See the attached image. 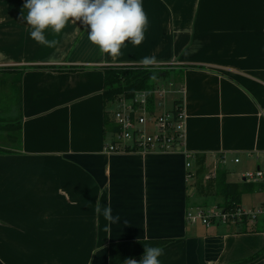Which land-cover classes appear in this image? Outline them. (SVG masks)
I'll use <instances>...</instances> for the list:
<instances>
[{
    "label": "crops",
    "instance_id": "1",
    "mask_svg": "<svg viewBox=\"0 0 264 264\" xmlns=\"http://www.w3.org/2000/svg\"><path fill=\"white\" fill-rule=\"evenodd\" d=\"M24 2L0 0V70H23L19 145L0 153V264H109V244L134 240L166 241L161 264H264V213L209 226L186 218L223 210L206 187L223 173L262 187L240 209H264L250 208L264 175L243 178L264 174V0H143L146 38L125 42L116 61L77 21L45 33L55 47L36 43ZM145 56L156 57L157 83L183 88L186 153L103 151L116 130L104 71L145 69ZM97 202L121 217L111 231Z\"/></svg>",
    "mask_w": 264,
    "mask_h": 264
},
{
    "label": "clouds",
    "instance_id": "2",
    "mask_svg": "<svg viewBox=\"0 0 264 264\" xmlns=\"http://www.w3.org/2000/svg\"><path fill=\"white\" fill-rule=\"evenodd\" d=\"M19 18L30 27L32 40L50 48L58 41L49 40L45 33L58 36L70 22L77 21L86 29L88 41L112 61L122 55L125 42L141 45L149 24L143 0H25ZM140 63L151 70L158 62L155 56H145ZM101 211L109 222V231L112 224L121 222L118 214L113 215L110 205L101 209L97 202L95 212L99 215ZM163 254L161 247H145L139 261L128 258L124 264H161L159 258Z\"/></svg>",
    "mask_w": 264,
    "mask_h": 264
},
{
    "label": "built area",
    "instance_id": "3",
    "mask_svg": "<svg viewBox=\"0 0 264 264\" xmlns=\"http://www.w3.org/2000/svg\"><path fill=\"white\" fill-rule=\"evenodd\" d=\"M175 94L183 95V88L172 86H154L151 90L135 91L132 95L120 94L112 101V118L116 125L113 140L103 147L106 153L136 152L148 153H173L184 151L185 120L183 106L172 101L171 109L167 104ZM189 158V157H187ZM235 162L238 159H234ZM221 162L226 163V158L221 157ZM186 167L191 164L187 160ZM263 172H246L245 180L261 178ZM210 178V175H208ZM264 213L261 208L256 211L234 210L213 211L205 207H195L187 211L186 218L190 223L201 222L209 226L213 219L223 223L228 221H241L244 218L255 220Z\"/></svg>",
    "mask_w": 264,
    "mask_h": 264
},
{
    "label": "trees",
    "instance_id": "4",
    "mask_svg": "<svg viewBox=\"0 0 264 264\" xmlns=\"http://www.w3.org/2000/svg\"><path fill=\"white\" fill-rule=\"evenodd\" d=\"M22 71V69H1L0 91L2 92L8 84L19 86ZM104 74L105 90L103 94L106 102L113 101L115 97L120 94L132 95L135 91L151 90L153 87H148L147 81L151 77L156 76V74L150 70L134 66L106 68ZM175 104H179L181 107L183 106L182 101H176ZM19 111L20 92H18L17 95V113H19ZM19 119V114L14 116L13 120L0 118V132L5 133L4 140L6 142V145L0 146V153H10L13 149H16L15 146L19 145ZM223 175L224 173L220 176L217 174L215 179H213L210 184L206 185V187L211 184L213 186L216 185V189L218 188L217 193L224 198L222 208L224 210H234L239 208L242 194L252 192L255 188H262L246 182H241L239 184L226 183ZM255 226L256 225L251 226V229H255ZM165 243L167 242L164 240L114 242L109 244L108 247V262L109 264H123L126 259L135 258L143 254L145 247H161Z\"/></svg>",
    "mask_w": 264,
    "mask_h": 264
},
{
    "label": "rangeland",
    "instance_id": "5",
    "mask_svg": "<svg viewBox=\"0 0 264 264\" xmlns=\"http://www.w3.org/2000/svg\"><path fill=\"white\" fill-rule=\"evenodd\" d=\"M157 77L155 76V79L152 77L147 81L148 87H154V86H163L160 83H157ZM172 79L170 77H164L160 80L164 82H169V80ZM12 80V78H11ZM1 92V91H0ZM17 95H18V88L16 85H7L2 92L0 93V118L3 119H12L14 116H17ZM179 95L175 94L173 97L170 98V101L167 104L168 109H171V105L173 104V98L178 97ZM8 121V120H7ZM4 132H0V146L6 145V142L4 140ZM255 169V168H254ZM264 192H258L253 195L251 201V207L250 208H258L259 204L263 202L264 200ZM248 208V206L246 207ZM249 208V209H250ZM198 223H201L198 221Z\"/></svg>",
    "mask_w": 264,
    "mask_h": 264
}]
</instances>
